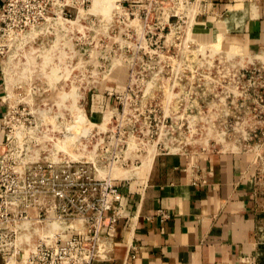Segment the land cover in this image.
<instances>
[{
	"label": "rangeland",
	"instance_id": "374dc122",
	"mask_svg": "<svg viewBox=\"0 0 264 264\" xmlns=\"http://www.w3.org/2000/svg\"><path fill=\"white\" fill-rule=\"evenodd\" d=\"M92 1H32L36 22L0 37L8 119L29 158L81 159L120 186L159 154L257 150L264 59L220 49L219 40L204 44L193 30L189 41L155 14L132 27L125 1ZM126 82L117 109H106L104 88Z\"/></svg>",
	"mask_w": 264,
	"mask_h": 264
},
{
	"label": "crops",
	"instance_id": "0c3cea01",
	"mask_svg": "<svg viewBox=\"0 0 264 264\" xmlns=\"http://www.w3.org/2000/svg\"><path fill=\"white\" fill-rule=\"evenodd\" d=\"M211 1L193 37L263 61L264 0ZM127 83L104 88L106 109H117ZM6 93L0 65V145ZM135 172L118 186L124 211L111 255L92 264H264V138L257 150L159 154Z\"/></svg>",
	"mask_w": 264,
	"mask_h": 264
},
{
	"label": "built area",
	"instance_id": "2783aa9c",
	"mask_svg": "<svg viewBox=\"0 0 264 264\" xmlns=\"http://www.w3.org/2000/svg\"><path fill=\"white\" fill-rule=\"evenodd\" d=\"M32 1H6L0 10V37L12 26L36 22L40 13ZM124 1L129 4L126 15L132 16V27L155 14L169 30L185 31L188 39L195 20L212 9L211 0H117L118 6ZM127 89L128 85L126 93ZM8 115L7 107L5 140L0 145V264H92L107 260L124 211L118 185L96 178L94 165L81 159L41 164L29 158L21 128ZM22 222L56 223L62 230L37 238L28 250L17 242Z\"/></svg>",
	"mask_w": 264,
	"mask_h": 264
},
{
	"label": "bare ground",
	"instance_id": "6f19581e",
	"mask_svg": "<svg viewBox=\"0 0 264 264\" xmlns=\"http://www.w3.org/2000/svg\"><path fill=\"white\" fill-rule=\"evenodd\" d=\"M94 1V0H93ZM92 1V3H93ZM98 10V9H95ZM102 10V9H101ZM194 28V24L192 26V30ZM192 35V34H191ZM193 36V35H192ZM67 138H70V142L75 141V135L71 133V135H68ZM60 147L67 151L66 146H65V141L60 145ZM260 163V167H261ZM35 223V224H34ZM44 226H49L51 227L49 230L45 229ZM41 227H44L42 229ZM19 229V234H18V245L24 248H32V240L34 237L39 238V237H50L53 233L59 232L62 230V228L56 224V223H45V224H39L37 222H22L21 224L18 225Z\"/></svg>",
	"mask_w": 264,
	"mask_h": 264
}]
</instances>
